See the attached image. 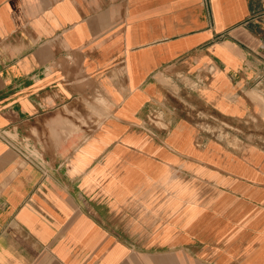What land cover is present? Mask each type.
<instances>
[{
    "label": "crops",
    "instance_id": "0c3cea01",
    "mask_svg": "<svg viewBox=\"0 0 264 264\" xmlns=\"http://www.w3.org/2000/svg\"><path fill=\"white\" fill-rule=\"evenodd\" d=\"M260 91L264 0H0V264H264Z\"/></svg>",
    "mask_w": 264,
    "mask_h": 264
},
{
    "label": "rangeland",
    "instance_id": "374dc122",
    "mask_svg": "<svg viewBox=\"0 0 264 264\" xmlns=\"http://www.w3.org/2000/svg\"><path fill=\"white\" fill-rule=\"evenodd\" d=\"M262 92L264 91H260V93ZM209 121H211L210 129H211V134L214 138L216 137L218 140H220L221 142H225L231 147H236L239 145L240 142L236 134L238 133L239 135L241 132L240 130H236L235 128L236 122L234 121V119L229 117L219 116L211 112ZM257 127L258 128H255L254 130H250V131L248 130L246 131L247 133L245 132L243 134L244 136H247L248 141H251L254 138L264 139V126L259 124V126Z\"/></svg>",
    "mask_w": 264,
    "mask_h": 264
},
{
    "label": "built area",
    "instance_id": "2783aa9c",
    "mask_svg": "<svg viewBox=\"0 0 264 264\" xmlns=\"http://www.w3.org/2000/svg\"><path fill=\"white\" fill-rule=\"evenodd\" d=\"M257 14V12L256 13H253V15L252 16H255ZM0 135L1 136H5L6 134H5V131L4 130H0Z\"/></svg>",
    "mask_w": 264,
    "mask_h": 264
}]
</instances>
